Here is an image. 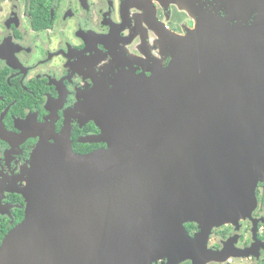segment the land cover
Masks as SVG:
<instances>
[{
    "label": "water",
    "instance_id": "obj_1",
    "mask_svg": "<svg viewBox=\"0 0 264 264\" xmlns=\"http://www.w3.org/2000/svg\"><path fill=\"white\" fill-rule=\"evenodd\" d=\"M220 1L226 18L164 36L166 67L90 92L106 147L77 154L69 132L39 144L0 264L195 263L214 226L250 213L264 180V0Z\"/></svg>",
    "mask_w": 264,
    "mask_h": 264
},
{
    "label": "flooded vegetation",
    "instance_id": "obj_2",
    "mask_svg": "<svg viewBox=\"0 0 264 264\" xmlns=\"http://www.w3.org/2000/svg\"><path fill=\"white\" fill-rule=\"evenodd\" d=\"M206 15L228 12L220 0H0V245L24 218L21 190L39 144L69 132L77 154L106 147L86 111L90 92L166 67L164 36L181 37ZM254 194L248 215L209 231L196 264H264V180Z\"/></svg>",
    "mask_w": 264,
    "mask_h": 264
}]
</instances>
